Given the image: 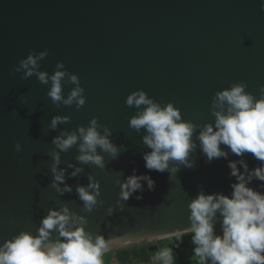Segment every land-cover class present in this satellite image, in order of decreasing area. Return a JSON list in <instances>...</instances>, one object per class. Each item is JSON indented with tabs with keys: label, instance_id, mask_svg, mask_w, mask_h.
<instances>
[{
	"label": "water",
	"instance_id": "obj_1",
	"mask_svg": "<svg viewBox=\"0 0 264 264\" xmlns=\"http://www.w3.org/2000/svg\"><path fill=\"white\" fill-rule=\"evenodd\" d=\"M262 0H0V243L21 231L36 234L49 208L66 205L87 219L85 230L102 234L116 246L151 242L190 231L189 202L198 192L231 195L229 160L244 159L249 169L261 163L251 153L206 161L194 129L197 148L190 153V168L178 165L171 176L145 168L142 153L144 130L129 127L136 109L125 104L127 95L141 89L161 105L178 108L181 118L195 125L213 123L211 101L215 92L233 83L246 84L245 91L259 98L264 85V11ZM47 49L39 61L41 71L52 74L57 61L78 76L85 104L56 107L35 75L21 79L13 72L29 51ZM66 97L74 85L62 81ZM21 97L26 103H21ZM143 107V106H141ZM54 115L68 122L50 130ZM92 117L111 132L120 149L117 158L104 156L105 168L81 164L73 146L61 152L58 168H64L71 192L60 195L51 187L49 153L53 137L61 130L87 127ZM102 131V130H101ZM21 148L15 151V144ZM57 151H59L57 149ZM99 152V148L97 149ZM82 168L75 177L67 165ZM239 168L240 166L237 165ZM136 170L155 181L149 191L136 192L128 201H116L123 181ZM242 170V169H241ZM91 174L99 182L98 204L82 211L77 185H87ZM262 183L248 185L264 193ZM63 187V185H61ZM136 195L142 198L135 199ZM111 206L113 214L107 215ZM220 216L213 218L220 225ZM56 238L53 233L52 239ZM105 249V250H106ZM149 256L165 247L147 246Z\"/></svg>",
	"mask_w": 264,
	"mask_h": 264
},
{
	"label": "clouds",
	"instance_id": "obj_2",
	"mask_svg": "<svg viewBox=\"0 0 264 264\" xmlns=\"http://www.w3.org/2000/svg\"><path fill=\"white\" fill-rule=\"evenodd\" d=\"M260 8L264 11V0ZM47 55V49L38 53L30 50L12 71L22 72L21 79L35 75L41 84H50L46 95L56 107L61 104L75 105L79 109L86 99L78 76L68 72L61 61H57L52 74L39 70V61ZM62 81L74 85L66 97L63 95ZM245 88L246 84L239 82L215 92L210 108L214 122L205 123L202 127L183 120L173 103L161 105L141 89L130 92L125 99L127 106L136 109L129 118V127L138 133L141 129L145 132L142 143L150 151L142 153V158L148 170L167 171L171 178L178 171V165L192 167L193 161L189 156L197 148V143L192 139L197 128L196 140L207 162L219 158L227 160L229 152L223 150L221 145L227 146L237 157L251 153L261 162L259 166L249 169L244 159L229 160V175L235 177V182L230 185L231 195L200 191L189 202V230L195 245L194 253L201 264H264V193L248 186L253 179L264 182V85L260 87L258 99L246 92ZM21 103H26L24 97H21ZM69 119L66 115H54L49 129L55 131L59 124ZM111 136V130L99 124L96 117L89 120L87 127L78 125L75 130H61L59 135L53 137L51 143L54 149L49 153L52 158L51 187L60 195L72 191V187L65 183L66 170L58 168V165L61 152H67L73 146L77 147L79 153L75 159L81 164L90 163L104 169L105 160L101 153H107L112 159L117 158L124 146L117 147L111 141ZM20 148L17 142L14 150L19 151ZM67 167L73 169L68 178L82 171V168L71 163ZM88 181L87 185L76 186L84 212H91L98 204H103L98 200L99 182L91 174ZM142 182H146L149 191L154 190L155 181L147 174L137 175L135 169L123 181L117 180L120 188L117 205L122 208L121 201H128L138 191L143 192ZM259 187L264 188V183ZM141 198L140 195L135 196L137 200ZM217 213L221 218L219 235L213 223ZM112 214L113 208L109 206L107 215ZM86 224L85 216L70 211L66 205L59 209L49 208L41 218L35 235L21 231L0 243V264H102V254L111 242L106 241L102 234L93 236L86 231ZM53 233L56 234L55 239H52ZM159 259L164 264H171L173 257L170 251L165 250L159 253Z\"/></svg>",
	"mask_w": 264,
	"mask_h": 264
},
{
	"label": "trees",
	"instance_id": "obj_3",
	"mask_svg": "<svg viewBox=\"0 0 264 264\" xmlns=\"http://www.w3.org/2000/svg\"><path fill=\"white\" fill-rule=\"evenodd\" d=\"M220 225H215V228ZM192 233L190 231L183 232L181 234L170 235L151 242H141L140 244H132L115 249H111L103 252L101 260L102 264H111V256L114 255L120 264L128 262L130 260H137L149 264V254L147 246L151 243H156L159 247H165L168 251L176 250L177 255L173 256L172 264H201L199 257L194 253L195 245L191 240ZM181 240V246H178L177 241ZM183 247L186 250L185 256L182 255L180 248ZM205 264H210L205 262Z\"/></svg>",
	"mask_w": 264,
	"mask_h": 264
},
{
	"label": "crops",
	"instance_id": "obj_4",
	"mask_svg": "<svg viewBox=\"0 0 264 264\" xmlns=\"http://www.w3.org/2000/svg\"><path fill=\"white\" fill-rule=\"evenodd\" d=\"M215 231H216V234H220V226H217L216 228H215ZM140 243V242H139ZM136 244H138V243H136ZM177 244H179L178 246H181V244H182V242H181V240H178L177 241ZM132 245V244H131ZM124 246H128V245H124ZM120 247H123V246H120ZM159 247V246H158ZM116 248H119V247H116ZM112 249H115V248H112ZM107 250H111V249H106L105 251H107ZM104 251V252H105ZM180 251H181V253H182V255H184L185 256V254H186V250L183 248V247H181L180 248ZM149 259H150V261H149V264H164V261H162L161 259H159V254H157V255H154V256H149ZM111 264H120L118 261H117V259L115 258V256L114 255H112L111 256V262H110ZM210 263V262H209ZM123 264H146V263H144V262H141V261H137V260H130V261H128V262H125V263H123ZM148 264V263H147ZM172 264V263H171Z\"/></svg>",
	"mask_w": 264,
	"mask_h": 264
},
{
	"label": "rangeland",
	"instance_id": "obj_5",
	"mask_svg": "<svg viewBox=\"0 0 264 264\" xmlns=\"http://www.w3.org/2000/svg\"><path fill=\"white\" fill-rule=\"evenodd\" d=\"M151 241L153 242V241H155V239L151 240ZM140 243H138V244H140ZM116 247H120V246L113 245L112 247H109L108 249H112V248H116ZM170 253H171L172 257H173V256L177 255L178 252L176 250H174V251H171Z\"/></svg>",
	"mask_w": 264,
	"mask_h": 264
}]
</instances>
